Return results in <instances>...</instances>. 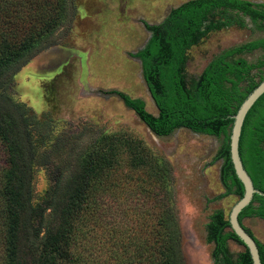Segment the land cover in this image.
Returning <instances> with one entry per match:
<instances>
[{"label":"trees","instance_id":"16d2710c","mask_svg":"<svg viewBox=\"0 0 264 264\" xmlns=\"http://www.w3.org/2000/svg\"><path fill=\"white\" fill-rule=\"evenodd\" d=\"M222 10L264 25V3L250 0H185L161 22L146 25L149 38L134 56L157 114L141 98L116 89L103 92L117 95L157 136L179 128L224 135L221 181L225 194L239 197L243 186L229 157L231 115L258 83L240 85L251 69L264 67V54L255 63L226 57L244 49L264 52V37L215 56L192 87L182 69L186 51L214 27L209 16ZM75 14L74 0H0V264H185L173 168L136 137L101 133L77 147L49 191L36 199L44 138L27 108L6 90L32 57L60 42ZM239 154L254 187L264 192V93L245 116ZM247 216L264 220V194L255 193L238 218ZM213 218L208 237L216 261L252 264L245 247L230 260L227 241L243 244L227 217L217 212ZM253 237L264 264V245Z\"/></svg>","mask_w":264,"mask_h":264},{"label":"rangeland","instance_id":"374dc122","mask_svg":"<svg viewBox=\"0 0 264 264\" xmlns=\"http://www.w3.org/2000/svg\"><path fill=\"white\" fill-rule=\"evenodd\" d=\"M184 1L74 0L76 14L69 32L22 66L6 91L27 108L44 138L36 161V199L49 191L77 147H84L101 133L136 137L173 168L185 264H221L213 255L208 227L215 213L227 217L238 198L225 194L221 181L224 160L218 152L224 135L179 128L170 135L157 136L117 95L103 92L116 89L141 98L147 111L157 114L134 53L149 38L146 25L161 22L171 8ZM208 22L214 27L199 35L186 51L182 69L187 87L194 85L215 56L264 37L263 23L234 11L213 12ZM227 22L229 25H224ZM263 54L260 48L244 49L226 60L241 58L255 63ZM263 77L264 67L251 69L240 85L245 88ZM241 221L264 245V221L259 217ZM243 251L237 241H227L230 260L235 261Z\"/></svg>","mask_w":264,"mask_h":264},{"label":"water","instance_id":"95a60500","mask_svg":"<svg viewBox=\"0 0 264 264\" xmlns=\"http://www.w3.org/2000/svg\"><path fill=\"white\" fill-rule=\"evenodd\" d=\"M264 93V78H262L255 87L246 95L237 107L235 113L231 115L232 124L228 136L229 157L236 177L243 186V193L231 206L228 212V221L230 229L237 235L243 246L247 248L252 264H262L259 255L258 245L245 226L240 222L238 215L240 211L247 206L253 199L255 193L263 195L264 192L256 189L252 179L243 166L239 154V139L245 116L256 100Z\"/></svg>","mask_w":264,"mask_h":264},{"label":"crops","instance_id":"0c3cea01","mask_svg":"<svg viewBox=\"0 0 264 264\" xmlns=\"http://www.w3.org/2000/svg\"><path fill=\"white\" fill-rule=\"evenodd\" d=\"M248 218H250V217H252V218H254V216H247ZM263 220V219H262ZM264 221V220H263ZM243 224V223H242Z\"/></svg>","mask_w":264,"mask_h":264}]
</instances>
